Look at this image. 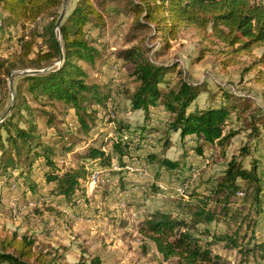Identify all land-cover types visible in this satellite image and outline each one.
Instances as JSON below:
<instances>
[{"label":"rangeland","instance_id":"rangeland-1","mask_svg":"<svg viewBox=\"0 0 264 264\" xmlns=\"http://www.w3.org/2000/svg\"><path fill=\"white\" fill-rule=\"evenodd\" d=\"M92 1L103 13L105 27L88 33V40L100 55L93 66L82 64V67L88 82L99 85L109 94V99L103 108L91 107L96 113L87 134L80 131L71 109L58 103H40L26 92L22 77L25 72L34 71L28 67L34 55H30L28 61L13 58L20 53L16 36L24 35L26 40L31 33L42 36V27L50 19L45 16L21 29L8 26L4 22L7 16L0 9V64H3L0 69V123L10 117L11 106L15 103L14 91L18 87L27 106L33 110L32 120L44 135L43 142L53 147L58 167L66 171L82 165L88 170L71 205L50 195L49 188L53 185L43 184L39 161L33 166L37 176H32V181L38 184L34 193H30L17 172L10 173L9 177L2 175L0 169V235L26 236L34 242L36 252H42L48 260H56L58 264H176L174 259L162 260L153 244L139 233L148 214L157 209L175 212L176 205H171L172 201L188 202L189 196L202 191L199 186L219 180L232 160L244 169H250L252 161H257L258 171L263 172L264 178V126L258 124L264 116L261 109L264 107V83L258 81L257 70H248L253 58L259 57L263 49H257L252 56H240L235 64L224 68L217 47H210L213 51L206 52L199 61L202 45L193 32L184 30L169 50L161 51L160 41L151 30H133L134 14L128 0ZM75 2L65 3L64 0L58 14L65 10L67 15ZM129 48H139L154 64L173 68L171 74H166L169 85L160 86L163 91L179 80L202 85L205 91L196 100L200 107L207 104L210 96L219 99L223 93L230 94L238 111L232 113L225 132L232 130L236 135L223 147L203 146V153L198 155L193 139L187 138L182 143L179 135L165 134L168 125H165L164 115L152 114L153 117L149 116L145 122L143 113L130 108L129 97L139 86L134 68L118 57L119 52ZM40 50L45 51L44 39L36 37L33 52ZM10 66L13 70L7 74ZM21 114L26 119V112L22 110ZM14 120L20 127H26L24 120L19 121L18 117ZM119 127L143 132L140 137L131 132L123 133V141L130 143L132 150L124 157L126 167L121 169L112 151L113 143L120 139ZM1 134L4 136L3 130ZM68 144H73V148L66 152ZM89 148L101 149L111 156L110 165L81 159ZM151 157L177 162L182 172L160 170L156 163L149 162ZM189 167L199 175L193 178ZM95 171L100 173L91 183ZM184 186V196L174 193L175 188ZM251 216L254 217L253 211ZM256 220L255 236L264 241V201ZM208 229L211 232L227 230L221 221L212 223ZM243 235L247 237L249 232L242 228L240 236ZM211 249L221 257L222 264H264L258 259L244 261L238 249L226 248L223 244Z\"/></svg>","mask_w":264,"mask_h":264},{"label":"trees","instance_id":"trees-1","mask_svg":"<svg viewBox=\"0 0 264 264\" xmlns=\"http://www.w3.org/2000/svg\"><path fill=\"white\" fill-rule=\"evenodd\" d=\"M63 1L0 0V9L7 16L4 22L8 26L21 29L45 16L50 19L42 27V36L31 33L28 40L24 35L16 36L20 53L13 58L28 61V57L34 55L28 67L44 71L22 77L26 92L40 103H58L71 109L80 131L87 134L96 113L91 107L103 108L109 99V94L99 85L88 82L86 70L82 67V64L93 66L100 55L88 40V33L103 29L105 20L92 0H76L56 31L57 10ZM128 1L134 14L133 30H151L160 41L161 51L169 50L171 43L184 30L193 32L202 45L199 61L206 52L213 51L210 47H217L224 68L235 64L240 56H252L254 51L262 48L261 55L253 58L248 70H257L258 81L264 83L262 0ZM36 37L44 39L45 51L33 52ZM60 55L62 61L57 64ZM118 57L134 68L139 86L129 97L130 108L142 112L145 122L152 114L164 115L167 119L165 125H168L165 134H178L182 143L187 138L193 139L198 155L203 153V146L216 144L223 147L236 135L232 130L225 132L232 113L238 111L231 102V99H235L230 94L223 93L219 99L210 96L207 104L200 107L196 100L205 91L202 85L179 80L163 91L160 86L169 85L166 74L171 72L172 67L152 63L139 48L123 50ZM2 67L3 64H0V69ZM11 70L13 66L8 67L6 73ZM14 98L10 117L0 123L2 175L10 177V173L17 172L30 193H34L38 184L32 181V176H37L33 166L39 161L43 184L53 185L49 188L50 195L73 205L80 181L88 175V170L81 165L77 169L62 171L55 162L53 147L43 142L44 135L33 123V110L27 106L18 87L14 91ZM22 110L26 112V119L21 114ZM15 117L19 121L24 120L26 127H20ZM258 124L264 126V116L258 120ZM124 129L119 127L120 139L112 145L120 169L126 167L123 159L132 150L131 144L123 141V133L131 132L139 137L143 134L142 130ZM50 135L55 136L54 133ZM166 144L169 145L168 140ZM72 145L68 144L66 152L71 151ZM81 159L110 165L113 158L101 149L89 148ZM149 162L156 163L160 170L182 172L177 162L166 158L160 160L151 157ZM192 169L189 167V173ZM263 182V172L258 171L257 161H252L250 169H244L232 160L219 180L199 186L202 191L189 196L188 202L172 201L171 205H176L175 212L157 209L148 214L139 233L153 244L162 260L174 259L176 264H222L221 257L213 254L211 249L219 244L238 249L244 261L250 258L264 261V241L254 232L264 201ZM252 211L254 217L251 216ZM220 221L227 230L209 231V225ZM242 228L249 232L248 238L240 236ZM0 264L58 263L53 259L48 260L42 252H36L30 238L4 234L0 235Z\"/></svg>","mask_w":264,"mask_h":264},{"label":"built area","instance_id":"built-area-1","mask_svg":"<svg viewBox=\"0 0 264 264\" xmlns=\"http://www.w3.org/2000/svg\"><path fill=\"white\" fill-rule=\"evenodd\" d=\"M232 94L234 96H236V97H239L240 96L236 92H232ZM261 109L264 111V107H261ZM99 173H100V171H95V172L92 173V175H91V183H94L98 179ZM198 175H199L198 171L195 170V169H192L191 176L193 178H195ZM185 188H186V186H184V187H177V188H175L174 193H176V195H179V196H184Z\"/></svg>","mask_w":264,"mask_h":264},{"label":"water","instance_id":"water-1","mask_svg":"<svg viewBox=\"0 0 264 264\" xmlns=\"http://www.w3.org/2000/svg\"><path fill=\"white\" fill-rule=\"evenodd\" d=\"M68 0H65V3L67 2ZM65 17V10H63L61 12V14L59 15L56 23H55V30H59V28L61 27L62 25V22H63V19ZM62 61V55H60L58 61L56 62L57 64L60 63ZM44 70H34V71H31V72H25L24 75H30V74H36V73H40V72H43ZM10 109V108H9ZM8 109V111H9ZM7 111V112H8Z\"/></svg>","mask_w":264,"mask_h":264},{"label":"crops","instance_id":"crops-1","mask_svg":"<svg viewBox=\"0 0 264 264\" xmlns=\"http://www.w3.org/2000/svg\"><path fill=\"white\" fill-rule=\"evenodd\" d=\"M153 110H155V109H153ZM133 112H140V111H133ZM140 113H142V112H140ZM161 113V112H160ZM153 117V116H152ZM156 117V116H155ZM175 135H178V134H175ZM179 140H180V138H179Z\"/></svg>","mask_w":264,"mask_h":264}]
</instances>
